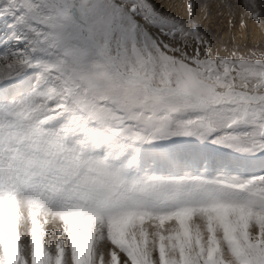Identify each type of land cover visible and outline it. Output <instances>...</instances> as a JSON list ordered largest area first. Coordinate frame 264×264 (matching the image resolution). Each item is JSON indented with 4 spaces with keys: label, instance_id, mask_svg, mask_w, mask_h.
<instances>
[{
    "label": "snow or ice",
    "instance_id": "6c2138e0",
    "mask_svg": "<svg viewBox=\"0 0 264 264\" xmlns=\"http://www.w3.org/2000/svg\"><path fill=\"white\" fill-rule=\"evenodd\" d=\"M0 264H264V0H0Z\"/></svg>",
    "mask_w": 264,
    "mask_h": 264
},
{
    "label": "rangeland",
    "instance_id": "374dc122",
    "mask_svg": "<svg viewBox=\"0 0 264 264\" xmlns=\"http://www.w3.org/2000/svg\"><path fill=\"white\" fill-rule=\"evenodd\" d=\"M209 27L213 32L217 33L224 40L228 39V29L226 26V21L220 17L219 10L213 6L212 8V16L209 22Z\"/></svg>",
    "mask_w": 264,
    "mask_h": 264
}]
</instances>
